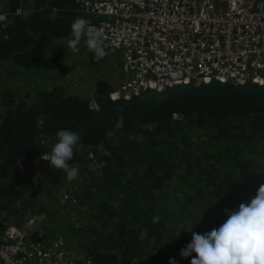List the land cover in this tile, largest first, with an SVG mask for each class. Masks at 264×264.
<instances>
[{"label":"trees","instance_id":"obj_1","mask_svg":"<svg viewBox=\"0 0 264 264\" xmlns=\"http://www.w3.org/2000/svg\"><path fill=\"white\" fill-rule=\"evenodd\" d=\"M0 13L6 16L0 19V69L26 80L23 74L67 73L62 46L69 48L72 22L97 21L79 0H0ZM41 39L57 46L44 51ZM80 64L96 73L103 63L88 54ZM93 80L97 110L56 83L36 91L30 103V94L22 100L0 94V213L6 215L0 232L10 219L19 225L47 211L55 190L66 183L72 203L67 212L55 213L80 220V229L70 231L79 235L91 264L171 257L190 264L191 257L179 255L191 240L189 231L218 228L228 218L225 210H237L264 185V94L238 95L227 86L211 97L133 103L118 112L109 99L112 87ZM62 129L81 137L69 161L79 166L72 181L40 158L51 153ZM39 228L29 238L46 241Z\"/></svg>","mask_w":264,"mask_h":264},{"label":"built area","instance_id":"obj_2","mask_svg":"<svg viewBox=\"0 0 264 264\" xmlns=\"http://www.w3.org/2000/svg\"><path fill=\"white\" fill-rule=\"evenodd\" d=\"M79 3L97 17L92 25L104 34L108 54L102 60L112 59L116 67L112 101L214 80L231 87L264 86V0ZM34 218L24 225L6 222L0 232V264H91L89 257L66 247L63 234L50 244L31 240Z\"/></svg>","mask_w":264,"mask_h":264},{"label":"clouds","instance_id":"obj_3","mask_svg":"<svg viewBox=\"0 0 264 264\" xmlns=\"http://www.w3.org/2000/svg\"><path fill=\"white\" fill-rule=\"evenodd\" d=\"M0 19L5 20L6 16L0 13ZM82 39L97 60L108 54L104 47V34L92 25L90 19L77 17L72 22L68 40V47L73 53L79 51ZM113 102L123 104L122 102L127 101ZM95 109H98L97 105ZM43 121V116L38 117L37 122L41 127ZM116 126H123L122 118ZM80 139V135L74 131L59 130L58 142L52 146L51 153H44L40 158L49 161L53 167L62 169L67 174L68 181L75 180L79 177V166L70 165L69 161L73 159L74 148ZM92 157L93 154L89 158ZM22 159L23 157L19 158L17 163ZM225 211L228 218L218 228L205 233L193 229L189 231L191 240L180 249V257H191L190 264H264V185L258 188L249 202L241 203L237 210ZM158 220L159 215L153 216L154 223ZM169 264H179V261L171 257Z\"/></svg>","mask_w":264,"mask_h":264},{"label":"rangeland","instance_id":"obj_4","mask_svg":"<svg viewBox=\"0 0 264 264\" xmlns=\"http://www.w3.org/2000/svg\"><path fill=\"white\" fill-rule=\"evenodd\" d=\"M26 3L28 4L29 2ZM40 45L41 48L46 51L50 48L54 49L57 46V42L54 40L41 39ZM62 49V61L68 67L67 73L53 74V76H51V74L37 72L39 74L37 75L39 76V80L37 79V76L31 77L28 74H23L30 79L26 80L24 77L7 76L4 74V71L0 69V94H4L6 92L9 94L11 93L13 94V98L16 100H22L24 94H30L31 96H29L27 99V102L30 103L33 100V94L36 91L48 89L56 83L65 90L67 95L78 96L82 98V100L87 101L88 106H90L92 109H95L97 104L94 94L95 84L93 79L101 78V80L106 81V83L112 87L113 91L116 83V67L111 65L113 60H102L103 64L98 68V72L95 73L93 70H89L86 67L83 68L80 64L82 58L87 57L89 54L85 43H80L79 51L76 53H73L70 48H64V45L62 46ZM67 185L68 184L65 183L55 190V194H53L51 204L49 205L47 211L42 210L40 212H36L32 217H29L26 220L27 222H25L28 223L31 218L36 216V218L33 219L31 228L40 227L43 231H45L44 235L46 241L44 242L50 244L58 235L63 234V236L66 238L67 248H69L75 254L85 255L82 248V242L77 237L79 235H73L72 231H70L71 226H73V228L76 230L80 229L82 226V224H79L80 220H78V218H65L63 215L55 213L57 211H59V213L67 212V203H72V201H69L67 198H65L64 189L67 187ZM40 199H42V197H40ZM26 208L27 212H29V206ZM5 216V214L0 213L1 219H3ZM77 217H79L78 214ZM8 221L13 222L11 219ZM146 264H169V260L163 261L161 263L150 261Z\"/></svg>","mask_w":264,"mask_h":264},{"label":"water","instance_id":"obj_5","mask_svg":"<svg viewBox=\"0 0 264 264\" xmlns=\"http://www.w3.org/2000/svg\"><path fill=\"white\" fill-rule=\"evenodd\" d=\"M235 93L238 95H250L257 96L264 94V86L257 85L255 83H246L234 88ZM227 91V86L219 81H212L210 83H201L198 85L192 84H176L169 87L165 91L156 92L148 90L145 93L135 97L124 104L116 103V111L120 112L124 110V105H131L133 103L142 104L147 103L151 106L160 105L168 102L171 98L175 97H211L218 94H223ZM97 115L99 113L97 112Z\"/></svg>","mask_w":264,"mask_h":264},{"label":"crops","instance_id":"obj_6","mask_svg":"<svg viewBox=\"0 0 264 264\" xmlns=\"http://www.w3.org/2000/svg\"><path fill=\"white\" fill-rule=\"evenodd\" d=\"M36 229H37V228H36ZM30 230L34 231L32 228H31Z\"/></svg>","mask_w":264,"mask_h":264}]
</instances>
